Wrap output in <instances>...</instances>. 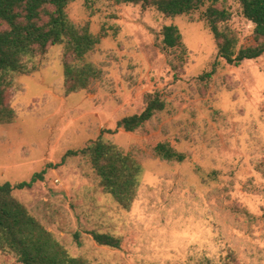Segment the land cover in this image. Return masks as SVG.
<instances>
[{
    "label": "rangeland",
    "instance_id": "obj_1",
    "mask_svg": "<svg viewBox=\"0 0 264 264\" xmlns=\"http://www.w3.org/2000/svg\"><path fill=\"white\" fill-rule=\"evenodd\" d=\"M218 5L231 14L220 28L237 48L253 44L255 25L241 3ZM205 8L167 17L140 4L74 0L71 21L100 42L81 61L66 56L65 43L51 45L26 59L30 72L15 74L16 118L0 124V184L46 169L43 180L13 193L72 256L92 264H264V54L239 65L218 57ZM170 24L184 48L164 43ZM66 58L99 74L67 93ZM154 95L164 99L162 111L133 132H109ZM102 130L142 165L129 208L105 191L88 156L63 162ZM159 142L185 160L156 156ZM91 231L119 237L120 248L100 245ZM0 264L23 263L0 250Z\"/></svg>",
    "mask_w": 264,
    "mask_h": 264
},
{
    "label": "trees",
    "instance_id": "obj_2",
    "mask_svg": "<svg viewBox=\"0 0 264 264\" xmlns=\"http://www.w3.org/2000/svg\"><path fill=\"white\" fill-rule=\"evenodd\" d=\"M74 0H0V124L11 123L16 112L11 105L16 73H28L27 58L43 54L49 46L65 43L66 56L81 61L96 44L95 36L87 26L78 27L70 19L67 6ZM244 15L252 21L254 43L237 48L234 34L220 28V23L230 19V12L219 6V0H115L132 3L143 8L153 7L174 17L189 14L206 6L204 19L209 25L218 46V57L229 64L239 65L246 59H255L264 54V0H237ZM163 40L170 48H184L183 36L176 24L163 27ZM33 69V68H32ZM35 70V69H34ZM33 70V71H34ZM214 69L205 76L211 77ZM66 91L75 92L89 86L99 69L92 63L64 62ZM160 95L150 98L140 112L126 115L118 120L115 129L133 132L149 121L158 111L165 108ZM79 149L66 152L63 162L69 156H88L100 183L124 208H129L136 196L140 183L142 165L130 153L116 143L107 141L102 134ZM155 155L169 161L182 162L186 154L176 150L170 143L159 142L154 148ZM48 166H53L49 163ZM46 169L35 173L28 181L0 184V250L14 253L23 264H92L83 257L72 256L67 248L33 215L28 207L14 195L16 189L33 187L43 180ZM100 245L120 248L121 239L110 233L91 231Z\"/></svg>",
    "mask_w": 264,
    "mask_h": 264
}]
</instances>
